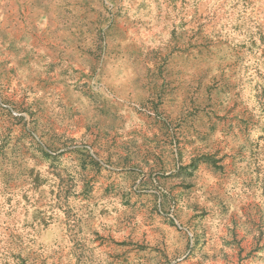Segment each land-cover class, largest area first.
<instances>
[{
    "label": "rangeland",
    "instance_id": "rangeland-1",
    "mask_svg": "<svg viewBox=\"0 0 264 264\" xmlns=\"http://www.w3.org/2000/svg\"><path fill=\"white\" fill-rule=\"evenodd\" d=\"M0 264H264V0H0Z\"/></svg>",
    "mask_w": 264,
    "mask_h": 264
}]
</instances>
